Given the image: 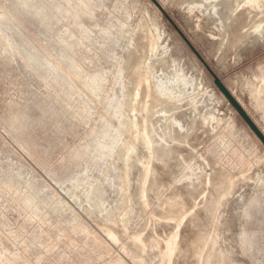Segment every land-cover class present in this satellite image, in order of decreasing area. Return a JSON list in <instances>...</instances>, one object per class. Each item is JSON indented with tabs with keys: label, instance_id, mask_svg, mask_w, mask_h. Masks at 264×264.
<instances>
[{
	"label": "rangeland",
	"instance_id": "1",
	"mask_svg": "<svg viewBox=\"0 0 264 264\" xmlns=\"http://www.w3.org/2000/svg\"><path fill=\"white\" fill-rule=\"evenodd\" d=\"M156 1L264 130V0ZM179 225L172 264H264V148L184 42L149 0H0V264H166Z\"/></svg>",
	"mask_w": 264,
	"mask_h": 264
},
{
	"label": "bare ground",
	"instance_id": "2",
	"mask_svg": "<svg viewBox=\"0 0 264 264\" xmlns=\"http://www.w3.org/2000/svg\"><path fill=\"white\" fill-rule=\"evenodd\" d=\"M155 8V7H154ZM156 9V8H155ZM157 10V9H156ZM158 11V10H157ZM256 28H260L259 26L258 27H256ZM236 33V32H235ZM158 38H160V37H158ZM161 40V39H160ZM163 40V39H162ZM155 43H159L158 42V40H157V42H155ZM162 45V44H161ZM163 47V46H162ZM157 48V47H156ZM155 48V49H156ZM163 49V48H162ZM144 60V59H143ZM141 63V65H142V62H140ZM140 65V64H139ZM140 69H141V66H138V64L137 65H135V67L133 68V75L137 78V80L138 81H140V84L139 85H137V88H136V90L134 91V97H138V96H143V97H146V98H149V97H152L153 96V98H155V96H154V93L155 92H152V87L150 86L151 84H149V80H147V79H145V78H147V77H145V78H143L142 76H141V73H140ZM146 76V75H145ZM182 78H183V76H182ZM176 79H177V77H176ZM168 80V79H167ZM166 80V81H167ZM185 79H183L182 81H184ZM161 81V80H160ZM171 81H173V79H171ZM163 83V82H162ZM184 83V82H183ZM192 84V83H191ZM163 86H164V84H162ZM191 86H193V85H191ZM151 87V88H150ZM159 87V86H158ZM161 87L162 86H160L159 87V89H161ZM164 88V87H163ZM166 88V87H165ZM164 88V89H165ZM158 89V88H157ZM166 90V89H165ZM154 91V90H153ZM161 91V90H160ZM163 92V91H162ZM166 92V91H165ZM169 92H170V90H169ZM231 92V91H230ZM159 93H161V92H159ZM173 93V92H172ZM165 95L164 93H161V95ZM231 94L234 96V94L231 92ZM221 95V94H220ZM136 98H134V101L136 100ZM132 100H133V97H132ZM169 100H171V99H169ZM225 100V99H224ZM226 101V100H225ZM237 101L241 104V102L239 101V99H237ZM242 105V104H241ZM147 107V106H146ZM145 109V108H144ZM134 111V110H133ZM133 121H131L130 122V127H132V128H134V127H136V120L135 119H132ZM207 121H210V120H207ZM230 125V124H229ZM259 129H260V131L263 133V135H264V130L261 128V127H259ZM145 131V130H144ZM144 133H146V132H144ZM143 135V134H142ZM148 135V134H147ZM150 135V134H149ZM142 140H143V143H144V145H145V147H146V149H151L152 148V145H153V142H152V140L148 137V136H143L142 137ZM135 140H129L128 141V145L130 146V148L132 149V150H134L135 148H136V146H135V142H134ZM149 149V150H150ZM166 154V153H165ZM150 164H147V166H146V169H145V174H144V177H143V187L141 188V192H142V194L141 195H143L142 197H144L145 195V192H146V190H145V186H146V181L148 180L147 179V177H148V172L149 171H151V170H149V166ZM85 227H79L78 228V231L80 230V232L82 231V233H84L85 232V229H84ZM122 228L124 229V230H126L127 228H126V226H122ZM179 234H180V225L179 226H177L176 227V229L174 230V232H172V234L170 235V238L165 242V245H164V258H165V263L166 264H172V260H173V257H174V255H175V253H176V251H177V249H178V245H177V241H178V238H179ZM107 235H108V237L110 238V240L112 241V242H114V243H116L117 241H118V239H119V237L118 236H116L114 233H112V232H110V231H108L107 232ZM118 235V234H117ZM117 237H118V239H117ZM137 240H139L138 238H137ZM119 241H120V239H119ZM118 241V242H119ZM117 242V243H118ZM137 243H138V241H136ZM135 242V243H136ZM113 243V244H114ZM134 244V243H133ZM136 245V244H135ZM138 246H141V247H143L141 244H139ZM138 248H140V247H138ZM140 250V249H139ZM207 264V263H206Z\"/></svg>",
	"mask_w": 264,
	"mask_h": 264
},
{
	"label": "water",
	"instance_id": "3",
	"mask_svg": "<svg viewBox=\"0 0 264 264\" xmlns=\"http://www.w3.org/2000/svg\"><path fill=\"white\" fill-rule=\"evenodd\" d=\"M150 3L158 10V12L162 15V17L167 21L170 27L174 30V32L179 36V38L184 42L187 48L191 51L194 57L199 61V63L203 66L209 76L212 78L213 85L217 89V91L221 94V96L226 100L228 105L234 110V112L238 115V117L243 121V123L247 126L253 136L258 140V142L264 148V135L251 119L249 114L245 111L243 106L237 101V99L231 94V92L227 89V87L223 84V82L219 79V77L213 72V70L207 65L205 60L201 57V55L196 51V49L191 45L189 40L185 37V35L181 32L176 23L171 19V17L165 12V10L161 7V5L156 0H149Z\"/></svg>",
	"mask_w": 264,
	"mask_h": 264
}]
</instances>
